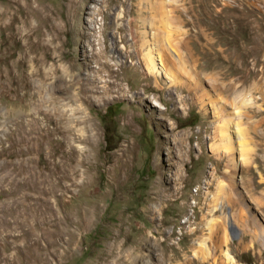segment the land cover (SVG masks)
<instances>
[{
    "label": "rangeland",
    "instance_id": "obj_1",
    "mask_svg": "<svg viewBox=\"0 0 264 264\" xmlns=\"http://www.w3.org/2000/svg\"><path fill=\"white\" fill-rule=\"evenodd\" d=\"M33 3L74 84L0 67V264H264V0Z\"/></svg>",
    "mask_w": 264,
    "mask_h": 264
},
{
    "label": "bare ground",
    "instance_id": "obj_2",
    "mask_svg": "<svg viewBox=\"0 0 264 264\" xmlns=\"http://www.w3.org/2000/svg\"><path fill=\"white\" fill-rule=\"evenodd\" d=\"M6 1L8 2V9L0 6V32H6V40L4 39V42H0V50L3 52L2 56H0V67L5 66V70L2 72L4 79L13 84L14 87L17 86L20 90H25L20 93L21 97L24 99H29L34 96L43 98L44 85L46 82H50L56 77L62 78L61 82H64V85L69 83L65 87L62 86L64 90L72 89L74 83L68 80L69 72L67 71V67L59 66L57 68L58 70H56L49 65L50 60H52L51 54H53L54 50L51 46L50 38L47 37V34L49 35V29L48 31L37 33L35 32L36 29L31 26L30 14L34 11L36 14L39 13V9L35 8L33 0ZM44 16L50 21L51 16L49 13L46 14L45 12ZM10 40L11 43L9 44H11V46L9 47L7 43ZM18 41L21 43H19L20 45H17ZM13 44L15 46H13ZM39 48L45 49L44 60L39 59L37 56L40 54L37 51ZM18 50H20L19 53H17ZM35 52H38V54H35ZM96 54L101 66L111 70V63L106 60L105 62L102 61V52L100 51ZM13 56H15L16 59L12 62L10 58ZM34 62L36 65L33 64ZM102 67L97 71L100 72ZM29 69H31L30 72ZM110 73H112V71H110ZM117 76L118 74H116V77ZM111 84L113 85L115 83ZM55 221L57 225L62 223L61 219H56ZM63 234H65V231L61 230L60 235L62 236Z\"/></svg>",
    "mask_w": 264,
    "mask_h": 264
},
{
    "label": "water",
    "instance_id": "obj_3",
    "mask_svg": "<svg viewBox=\"0 0 264 264\" xmlns=\"http://www.w3.org/2000/svg\"><path fill=\"white\" fill-rule=\"evenodd\" d=\"M229 230H231V227L229 228Z\"/></svg>",
    "mask_w": 264,
    "mask_h": 264
}]
</instances>
